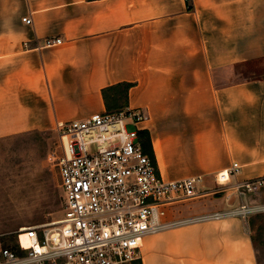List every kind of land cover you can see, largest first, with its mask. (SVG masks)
<instances>
[{"label":"crops","instance_id":"0c3cea01","mask_svg":"<svg viewBox=\"0 0 264 264\" xmlns=\"http://www.w3.org/2000/svg\"><path fill=\"white\" fill-rule=\"evenodd\" d=\"M254 63L264 0H0V140L106 112L103 89L129 83L160 174L208 191L169 217L214 212L217 173L237 163L231 183L264 176V66L236 80ZM134 264L258 261L231 217L146 236Z\"/></svg>","mask_w":264,"mask_h":264},{"label":"built area","instance_id":"2783aa9c","mask_svg":"<svg viewBox=\"0 0 264 264\" xmlns=\"http://www.w3.org/2000/svg\"><path fill=\"white\" fill-rule=\"evenodd\" d=\"M22 21L32 24L31 17ZM61 42L47 38L43 45ZM145 119L140 109L126 108L58 122L54 130L61 146L62 218L19 231L13 245L0 236V264H134L141 259L146 236L228 217L245 220L264 212V204L242 201L223 211L169 217L172 209L202 199L208 191L201 177L163 178L139 139V125ZM239 168L233 163L217 173L215 181L245 199L264 187V178L231 184Z\"/></svg>","mask_w":264,"mask_h":264},{"label":"rangeland","instance_id":"374dc122","mask_svg":"<svg viewBox=\"0 0 264 264\" xmlns=\"http://www.w3.org/2000/svg\"><path fill=\"white\" fill-rule=\"evenodd\" d=\"M262 66L264 63L246 65L247 73L245 68L238 70L241 73L236 80L261 75L258 70ZM124 109L126 107H112L108 111ZM140 111L147 118L146 113ZM95 149L92 146V150ZM60 154V139L55 130L20 134L0 140V236L5 244L13 245L21 226L42 225L62 218L63 193L58 166ZM212 184L219 193L210 196L215 197L214 202L219 211L236 207L242 201L264 204V187L242 199L229 187L218 186L216 181ZM238 219L243 222L253 240L258 264H264V212L255 213L245 220Z\"/></svg>","mask_w":264,"mask_h":264},{"label":"trees","instance_id":"16d2710c","mask_svg":"<svg viewBox=\"0 0 264 264\" xmlns=\"http://www.w3.org/2000/svg\"><path fill=\"white\" fill-rule=\"evenodd\" d=\"M130 87L131 84L123 83L103 89L102 94L107 107V111L110 110L112 107H127L128 90ZM121 103L123 104L121 105ZM139 139L141 141L143 151L148 154L155 163V158L151 148V143L148 134L145 131H140Z\"/></svg>","mask_w":264,"mask_h":264},{"label":"bare ground","instance_id":"6f19581e","mask_svg":"<svg viewBox=\"0 0 264 264\" xmlns=\"http://www.w3.org/2000/svg\"><path fill=\"white\" fill-rule=\"evenodd\" d=\"M27 227L28 226L21 227L20 231L25 230ZM21 238H22V241H23L24 245H28V241H27L26 237L22 236Z\"/></svg>","mask_w":264,"mask_h":264}]
</instances>
